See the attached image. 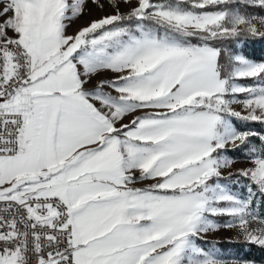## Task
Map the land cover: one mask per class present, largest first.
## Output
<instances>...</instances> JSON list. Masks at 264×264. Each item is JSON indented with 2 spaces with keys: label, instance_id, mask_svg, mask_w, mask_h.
I'll return each mask as SVG.
<instances>
[{
  "label": "snow or ice",
  "instance_id": "snow-or-ice-1",
  "mask_svg": "<svg viewBox=\"0 0 264 264\" xmlns=\"http://www.w3.org/2000/svg\"><path fill=\"white\" fill-rule=\"evenodd\" d=\"M257 40L264 0H0V264H257L209 239L264 250Z\"/></svg>",
  "mask_w": 264,
  "mask_h": 264
},
{
  "label": "trees",
  "instance_id": "trees-1",
  "mask_svg": "<svg viewBox=\"0 0 264 264\" xmlns=\"http://www.w3.org/2000/svg\"><path fill=\"white\" fill-rule=\"evenodd\" d=\"M245 54L249 55L250 58L261 60L264 59V41H250L248 44L244 46ZM240 124V122H237ZM252 129L255 131H264V124L259 122H250L248 123ZM241 127H245V125L240 124ZM238 155V154H233ZM242 184L247 183L244 178H241ZM211 240H219L221 243L219 244V248L222 252L227 251L235 256H242L248 259H254L256 261H263L264 262V250L260 249L257 246H249V245H240L235 243H225L224 240L226 238L220 239H212ZM207 246V245H206Z\"/></svg>",
  "mask_w": 264,
  "mask_h": 264
},
{
  "label": "rangeland",
  "instance_id": "rangeland-1",
  "mask_svg": "<svg viewBox=\"0 0 264 264\" xmlns=\"http://www.w3.org/2000/svg\"><path fill=\"white\" fill-rule=\"evenodd\" d=\"M89 8L91 9V14L90 15H86L84 17H82L81 19L77 20L70 28H69V34L74 33L80 26L85 25L89 20L94 19V18H99L100 16L106 14V13H110L111 9L110 8H105L104 11L99 10L98 8H96L95 6L89 4ZM125 9L122 7V11H124ZM237 110H240V108L237 106ZM246 128H250V125H245ZM253 131H255L254 129H252ZM259 134H264V131H255ZM239 157V156H238ZM248 164L246 161H244L243 158L239 157L237 158V162L235 163V165L233 166V170L238 169V168H243V167H247ZM234 234L232 232L229 231H224L221 230L219 232H217L214 236L210 235L209 238L212 239H220V238H227L230 236H233ZM224 255L226 256H235L231 253H228L227 251L223 252ZM257 264H264L263 261H257Z\"/></svg>",
  "mask_w": 264,
  "mask_h": 264
},
{
  "label": "crops",
  "instance_id": "crops-1",
  "mask_svg": "<svg viewBox=\"0 0 264 264\" xmlns=\"http://www.w3.org/2000/svg\"><path fill=\"white\" fill-rule=\"evenodd\" d=\"M239 158V157H238ZM242 158V157H241Z\"/></svg>",
  "mask_w": 264,
  "mask_h": 264
}]
</instances>
